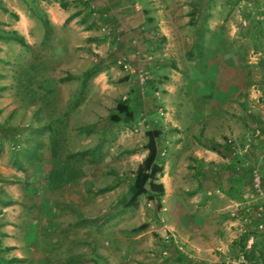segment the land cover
<instances>
[{
  "label": "rangeland",
  "instance_id": "rangeland-1",
  "mask_svg": "<svg viewBox=\"0 0 264 264\" xmlns=\"http://www.w3.org/2000/svg\"><path fill=\"white\" fill-rule=\"evenodd\" d=\"M118 2L0 0V195L15 200L20 222L29 215L22 205L33 204V250L45 247L39 260L30 262L27 252L21 264H255L240 261L237 246L224 255L226 262L186 253L184 237L171 227L177 215L170 204L181 199L189 210L195 202L186 157L169 167L186 194L166 196V210L145 195L135 207L121 200L146 155L147 130L160 126L167 83L185 100L188 124L198 125L192 94L210 90L198 63L210 57L205 40L215 42L212 48L224 41L229 61L245 72L240 121H247V141L255 135L264 143V0H173L184 36L170 46L176 47L170 56L161 52L167 42L147 32L142 5H134L130 21ZM17 24L25 29L24 45L11 38ZM205 29L211 37H203ZM121 100L129 101L132 117L113 123L109 116ZM234 137L226 142L236 145ZM79 150L84 153H74ZM259 174L264 177V167ZM261 186L264 192V181ZM262 194L242 198L245 214L264 206Z\"/></svg>",
  "mask_w": 264,
  "mask_h": 264
},
{
  "label": "crops",
  "instance_id": "crops-1",
  "mask_svg": "<svg viewBox=\"0 0 264 264\" xmlns=\"http://www.w3.org/2000/svg\"><path fill=\"white\" fill-rule=\"evenodd\" d=\"M144 1H150L147 4L148 7L141 4L139 0H119L118 3L125 9V14L130 15L128 16L130 21H133L131 17L134 5L138 7L142 5L141 7L144 8L142 11L146 14H142L141 21L146 24L147 32L160 35L161 41L167 42L161 50L162 54L170 56L176 53V47L171 48L170 46L178 45L180 38L184 36V31L180 30L182 28L179 22L180 16L170 7V5L175 7L176 4L173 3V0L171 3V0ZM51 9L49 7L48 11ZM14 29L23 37L25 36V29L20 24L14 26ZM208 31L205 29L203 32L204 38L212 36L213 32L209 31L208 33ZM212 45H216L215 42L205 40L203 46L206 47L203 49L204 52H208L210 57L202 56L198 62L201 65L200 68L206 70L203 76L208 79L206 86H209L210 90L203 93L204 90L198 88L192 94L198 107L197 113L195 112L198 125L192 126L193 123L188 124L186 121L188 115L183 104L185 100L178 98L175 94L174 85L167 83L169 88L160 99V114L162 116L158 120L160 126L155 129L159 131L157 138L158 161L163 165V171L158 175V180L164 185V195L160 201L162 202L161 208L166 210L164 203L166 196L180 198L185 193L176 184L175 178L170 176L169 167L178 158L186 157L189 161L187 176L192 179V187L188 191V195H191L195 202L191 204L189 210L181 199L169 202L175 207L174 212L177 215L175 216L176 223L171 227L184 237L183 243L187 245L186 253L188 255L190 250L192 254L205 257L208 261L226 262L229 260L224 255L233 247L237 246L239 255L242 251L240 238L238 239L236 236H238L237 229L246 226L244 223L246 208L237 210L235 216H232L231 212L236 204H242L243 197L246 195L245 192L250 182L249 167L252 162L264 159L262 153L259 155L260 147L264 143L259 141L256 136L251 137L253 141H247L249 133L242 126L247 121L245 120V123L240 121L242 107L240 108L239 105L241 102L239 97L243 90L245 72L236 61H229L231 51L224 41L217 47L212 48ZM191 65H193L191 68H197L193 62ZM189 81L194 84L198 80L192 78ZM199 124L203 127H200ZM201 134L205 139L203 141L200 139ZM232 134L233 137H236L235 149H232L226 142ZM28 195L30 197V194ZM0 202L3 203L0 206V264H21L28 256L27 252L30 254L28 257L30 262H33L32 259L39 260L37 253L44 251L45 247L39 249L38 246L37 250H33L36 242L29 233L31 221H33L30 212L33 213L34 209L30 211L29 208L33 204L22 205L29 215L26 216L25 221L20 222L18 221L20 210L15 204V200H4L0 195ZM242 206L244 207V205ZM192 212L196 214L192 215ZM17 213H19L18 218ZM188 216L194 221L193 224L187 223L185 217L188 218ZM235 221L240 223L239 226L235 225ZM185 224L187 227L184 226ZM48 226L47 228L43 227L45 232L48 231ZM250 230L252 229L250 228ZM252 232L254 233L252 244L254 250L253 252L245 251V257L250 263L261 264L263 249H260V242L264 241V229ZM50 249L51 247L48 250L50 251Z\"/></svg>",
  "mask_w": 264,
  "mask_h": 264
},
{
  "label": "trees",
  "instance_id": "trees-1",
  "mask_svg": "<svg viewBox=\"0 0 264 264\" xmlns=\"http://www.w3.org/2000/svg\"><path fill=\"white\" fill-rule=\"evenodd\" d=\"M72 16L73 15H71L70 18ZM11 38L22 45L25 44L24 37L17 32L13 31L11 34ZM132 114L133 111L129 101L121 100L117 102L115 106V111L112 112V114L109 116V120L115 123L121 120V115L132 117ZM146 135H147V141L143 146V148L146 149L147 151L146 155L143 158V160L138 164L134 172L131 188L125 191V193L123 194V198L121 200L123 205L126 207H135L137 205L138 198L140 195H145L149 200H159V201L164 195V185L161 181L158 180V175L161 174L163 171V165L158 161L159 149L157 145V138L159 135V131L157 129L147 130ZM74 153L82 154L84 153V150H79ZM263 167H264V161H262V164L259 166V169L261 170ZM61 171L63 170H60V176L63 175ZM51 176L52 173L49 174V177ZM263 181H264V177H262L261 180L262 184ZM249 233L251 232L249 231L247 233H243L240 237L239 242H240L241 250H245L246 238ZM252 248L253 247L251 246V248H249L247 252L250 251L253 252L254 248L253 249ZM260 249H263V252H261L262 255L261 263H264V246L261 247ZM178 256L181 257L182 253L179 252ZM66 264H68V262Z\"/></svg>",
  "mask_w": 264,
  "mask_h": 264
},
{
  "label": "built area",
  "instance_id": "built-area-1",
  "mask_svg": "<svg viewBox=\"0 0 264 264\" xmlns=\"http://www.w3.org/2000/svg\"><path fill=\"white\" fill-rule=\"evenodd\" d=\"M144 72H139V78L141 80V82H144ZM255 136V135H254ZM232 149L236 148V145L234 143L230 144ZM236 151V150H234ZM251 171V181H250V186H251V194H249L247 197L245 196V198H251L254 196H260L263 195L262 193V186H261V176L259 174V168H258V164L254 165L252 168H250ZM241 204H236L234 210H232L231 215L235 216L237 210H241L243 209V206ZM236 211V212H235ZM247 211V210H246ZM245 211V213H246ZM244 213V214H245ZM244 223L246 226H244L242 228V233H247V232H251L248 234L247 238H246V244H245V250H242L240 252L239 255V260L244 262L245 261V251H247L249 248H251L252 244H253V240H254V233L252 232L254 231H261L263 229V223H264V206L258 205L256 207V209H254L252 212H248L247 214H245L244 216ZM249 226V227H248ZM250 228L252 230H250Z\"/></svg>",
  "mask_w": 264,
  "mask_h": 264
}]
</instances>
